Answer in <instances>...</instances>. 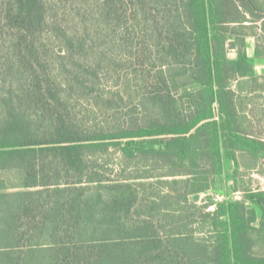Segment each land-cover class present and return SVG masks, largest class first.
<instances>
[{
  "label": "trees",
  "instance_id": "trees-1",
  "mask_svg": "<svg viewBox=\"0 0 264 264\" xmlns=\"http://www.w3.org/2000/svg\"><path fill=\"white\" fill-rule=\"evenodd\" d=\"M136 3L154 44L144 122L98 132L72 117L71 93L87 87L57 81L41 62L44 1L0 0V264H264V191L238 173V157L249 168L264 159V142L243 132L231 85L250 68L225 47L228 24L243 21L237 4L252 0ZM110 148L114 176L97 164ZM226 161L243 197L213 203ZM134 164L159 174L124 176Z\"/></svg>",
  "mask_w": 264,
  "mask_h": 264
},
{
  "label": "rangeland",
  "instance_id": "rangeland-1",
  "mask_svg": "<svg viewBox=\"0 0 264 264\" xmlns=\"http://www.w3.org/2000/svg\"><path fill=\"white\" fill-rule=\"evenodd\" d=\"M43 1L46 17L51 22L46 27L51 26V30L49 32L46 28L38 41L41 53L45 51L44 56H40L41 62L57 81L73 79L87 87L83 89L81 86L82 89L78 90L80 87L77 85L71 93L72 117L76 119V125L87 131L116 132L142 124V95L147 91L145 89L151 90L152 79L147 73L153 72L154 44L150 34L136 23L143 16L136 0ZM150 11L155 13L153 9ZM67 39L73 44L69 52L62 44ZM64 56L67 57L66 68L62 66L59 69L55 65L59 57ZM73 64L80 66L76 71L77 77L70 72L75 71L71 67ZM98 157L101 173L106 176L121 173L114 148ZM148 171L159 174L141 164H134L123 173L124 176L140 177L147 175ZM244 182L251 190L264 191L262 177L245 176ZM221 183L210 195L213 203H219L214 201L216 197L234 194L230 189L226 191L225 180ZM238 193L234 200L242 199L243 194ZM203 198L200 196L199 204Z\"/></svg>",
  "mask_w": 264,
  "mask_h": 264
},
{
  "label": "crops",
  "instance_id": "crops-1",
  "mask_svg": "<svg viewBox=\"0 0 264 264\" xmlns=\"http://www.w3.org/2000/svg\"><path fill=\"white\" fill-rule=\"evenodd\" d=\"M251 4L244 8L237 4L238 16L242 17L243 21L231 20L232 22L228 24L225 43L226 58L235 62L239 53H243L246 57L250 72L245 77H237L231 87L235 93V99L243 100L242 109L239 110L238 115L243 117L244 134L264 142V0H252ZM229 19H232V16L229 15ZM248 158L247 155L242 159L238 157L240 164L238 173L243 179L249 175L264 178L262 174H259V172L264 173V159H260L257 166L249 168ZM235 169L233 161H226L223 174L214 179L207 195H212L213 191L221 186V180L227 182L226 191L228 189L233 191L231 181Z\"/></svg>",
  "mask_w": 264,
  "mask_h": 264
},
{
  "label": "built area",
  "instance_id": "built-area-1",
  "mask_svg": "<svg viewBox=\"0 0 264 264\" xmlns=\"http://www.w3.org/2000/svg\"><path fill=\"white\" fill-rule=\"evenodd\" d=\"M238 194H240V193H234L233 195H224V196H222V197H216L215 199H214V201L215 202H223V201H226V200H229V199H235V198H237V195ZM213 207L214 206H211V207H209V209H211V210H213Z\"/></svg>",
  "mask_w": 264,
  "mask_h": 264
}]
</instances>
